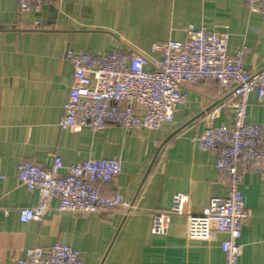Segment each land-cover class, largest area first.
Returning <instances> with one entry per match:
<instances>
[{
    "label": "crops",
    "instance_id": "obj_1",
    "mask_svg": "<svg viewBox=\"0 0 264 264\" xmlns=\"http://www.w3.org/2000/svg\"><path fill=\"white\" fill-rule=\"evenodd\" d=\"M39 18L41 30L33 28ZM189 26L228 33V55L246 47L243 68H264V18L249 12L246 0H57L40 16L19 14L17 0H0V264H16L28 249L56 243L78 251L83 264H225V234L188 240L182 216L170 218L164 236L152 235L150 228L151 213L168 210L176 193L189 196L192 212L225 196L213 153L192 139L206 126L231 124L230 93L213 81L183 86L186 104L172 124L157 130L107 124L98 132L62 131L58 125L72 80L66 50L120 49L155 57L153 43L184 41ZM223 97L214 107L218 116L207 120L205 110ZM247 121L264 124V96L259 101L256 93L249 95ZM53 153L65 169L118 158V177L96 187L120 194L135 212H59L51 200L52 210L41 222H21L19 209L37 205L39 193L16 185V167L26 160L48 168ZM241 192L250 217L242 227L238 264H264V163L244 175Z\"/></svg>",
    "mask_w": 264,
    "mask_h": 264
},
{
    "label": "built area",
    "instance_id": "obj_2",
    "mask_svg": "<svg viewBox=\"0 0 264 264\" xmlns=\"http://www.w3.org/2000/svg\"><path fill=\"white\" fill-rule=\"evenodd\" d=\"M56 1L17 0L18 12L40 16ZM246 7L264 18V0H246ZM33 28L43 29V21L39 18ZM185 33L184 41L153 43L150 52L155 57L120 49L100 54L66 50L63 59L71 65L72 80L58 125L62 131L88 128L98 132L107 124L126 131L157 130L172 124L186 104L183 86L213 81L222 91H233L231 124L206 126L192 139L199 149L213 153L225 196L212 198L200 212H192L189 196L176 193L168 210L151 213L150 232L164 236L170 218L182 216L186 219L188 240L207 239L211 233L225 234L220 245L225 264H238L242 227L250 217L241 192L243 177L247 172L259 171L264 163V124L247 121L249 95L256 93L259 101L264 96V68L257 73L243 68L246 47L228 55L226 32L189 26ZM218 114L219 108H214L206 113V118L212 121ZM51 157L48 168L26 160L16 167V185L39 193L37 205L19 209L21 222H41L52 210L51 200L57 201L59 212L124 217L135 212L134 204L120 194L102 193L96 187L97 183L109 184L118 177V158L90 159L65 169L57 153ZM16 264L83 263L78 251L56 243L48 248L28 249Z\"/></svg>",
    "mask_w": 264,
    "mask_h": 264
},
{
    "label": "water",
    "instance_id": "obj_3",
    "mask_svg": "<svg viewBox=\"0 0 264 264\" xmlns=\"http://www.w3.org/2000/svg\"><path fill=\"white\" fill-rule=\"evenodd\" d=\"M233 92V91H232ZM230 92V94L232 93ZM226 98V97H223L219 100H212V105L210 107H208L206 110H205V113L206 112H209L210 110H212L214 107H216L221 101H223V99Z\"/></svg>",
    "mask_w": 264,
    "mask_h": 264
}]
</instances>
